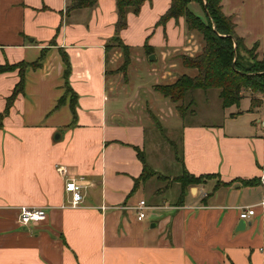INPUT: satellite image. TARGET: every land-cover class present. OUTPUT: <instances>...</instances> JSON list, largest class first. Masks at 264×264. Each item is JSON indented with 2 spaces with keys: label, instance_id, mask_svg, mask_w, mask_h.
Instances as JSON below:
<instances>
[{
  "label": "crops",
  "instance_id": "crops-1",
  "mask_svg": "<svg viewBox=\"0 0 264 264\" xmlns=\"http://www.w3.org/2000/svg\"><path fill=\"white\" fill-rule=\"evenodd\" d=\"M71 2L0 0V65L45 53L40 66L24 69L22 91L0 120V264H264L262 108L244 92L238 105L222 107L218 98L212 121L195 120L199 109L181 116L154 89L193 75L180 56L201 48L182 16L158 23L170 0L127 11L118 34L128 48L124 71L115 0L68 9ZM221 9L244 44L264 53V0H221ZM62 53L74 120L68 99L54 108L66 89ZM18 79V68L0 72V113ZM208 90L186 99L203 105ZM137 150L155 175L134 186ZM170 166L178 173L162 172ZM184 170L210 176L177 203L173 178ZM70 178L83 195L76 207L66 205ZM141 199L159 207L138 220L128 206ZM20 206L45 207L46 216L21 225ZM240 206L254 213L237 230Z\"/></svg>",
  "mask_w": 264,
  "mask_h": 264
},
{
  "label": "trees",
  "instance_id": "trees-1",
  "mask_svg": "<svg viewBox=\"0 0 264 264\" xmlns=\"http://www.w3.org/2000/svg\"><path fill=\"white\" fill-rule=\"evenodd\" d=\"M96 0H72L68 9L91 6ZM144 0H115L116 21L114 24L113 41L121 47L123 53V62L119 66L120 71H124L129 61L128 48L121 43L118 34L126 26V13L131 11L137 13L140 5ZM191 0H170L166 11L161 15L158 23H163L169 18L182 16L186 27L189 31H196L201 35L202 46L200 51L195 55H181L180 62L186 68L194 69L193 75L180 74L177 78L167 84H156L154 89L159 91L170 101L176 103V110L181 115L191 114L194 111L192 107L194 99L190 96L185 103L187 94L193 93L196 89L206 91L208 89H217V95L222 107L238 105L244 92L250 93L251 107L261 106L264 115V55L260 60H250L248 63L240 59V51L248 52L249 49H255L257 44L254 43L251 48L244 45L243 39L234 32V22L230 15L223 13L221 9V0H194L203 7L204 18L195 14L188 8ZM149 52L151 48L145 47ZM250 52V51H249ZM44 49L39 57L33 62H16L13 64H1L0 72L18 68L19 79L16 82L12 92L6 98L4 110L0 113V120L7 113L9 106L15 96L22 91L24 83V69L27 66L38 67L44 58ZM66 89L65 94L58 98L54 108L58 107L68 99L73 120L75 118V101L76 95L69 88L66 78L69 74V61L66 54L62 53ZM67 94L69 95L66 98ZM261 96L262 99H257ZM137 155L142 163V172L139 178L134 181V186L138 181H144L150 176L155 175L144 161L143 154L137 150ZM264 175V166H263ZM210 174H193L183 171L173 178L179 184V193L177 203H181L184 194L188 191L189 186L200 183ZM254 180L242 181L243 184H252Z\"/></svg>",
  "mask_w": 264,
  "mask_h": 264
},
{
  "label": "built area",
  "instance_id": "built-area-1",
  "mask_svg": "<svg viewBox=\"0 0 264 264\" xmlns=\"http://www.w3.org/2000/svg\"><path fill=\"white\" fill-rule=\"evenodd\" d=\"M56 169L62 173L63 167L57 166ZM64 189L70 194V198L67 202V206L76 207L82 202L83 195L80 192V184L75 178H70L64 181ZM201 197L206 195V192L200 191ZM264 205V200L260 202ZM135 211V217L141 220L146 217L147 209H156L159 206L147 204L144 200H139L135 205L128 206ZM200 207V206H199ZM241 210L239 212V217L246 219L254 213V208L252 207H239ZM46 216L45 207L40 206H20L18 208V221L21 225H27L31 222H37L43 220Z\"/></svg>",
  "mask_w": 264,
  "mask_h": 264
},
{
  "label": "rangeland",
  "instance_id": "rangeland-1",
  "mask_svg": "<svg viewBox=\"0 0 264 264\" xmlns=\"http://www.w3.org/2000/svg\"><path fill=\"white\" fill-rule=\"evenodd\" d=\"M188 8L194 12L195 14L199 15L201 18H204V11H203V7L202 5H200L199 3H197L196 1L194 0H191L189 3H188ZM234 29V32L235 34L237 35L236 31H235V26L233 27ZM199 34V33H198ZM200 35V34H199ZM239 36V35H237ZM240 37V36H239ZM200 38H201V35H200ZM242 38V37H241ZM245 45V44H244ZM201 46H202V39H201ZM247 48H251V46H247L245 45ZM201 49V48H200ZM200 51V50H199ZM250 51V52H249ZM264 53H262L260 50H258L257 48L255 49H249L248 52H243L242 50L240 51V59L242 60V62H244L245 64L248 63L249 61V58L250 60L254 59V60H260L262 57H263ZM194 69L192 71V74H194ZM208 94L209 96L205 97L204 100L202 101L203 102V105H201V102L200 100L198 99V101L196 102V105H193L192 107L193 108H196V109H199L198 113L197 112V115L194 116L193 118L195 120H204V121H212L215 117V106L216 104L219 102L218 101V97H217V89H209L208 91ZM68 94L66 96V98H68ZM262 99L261 96H258L257 99ZM188 102V99H185V103ZM261 107V106H260ZM213 112V113H212ZM167 130V129H166ZM170 131H166L165 134L168 136ZM56 133V132H55ZM54 133V134H55ZM156 165V164H155ZM175 165V164H174ZM177 166V165H176ZM176 166H173L171 168H166V169H163L162 172L167 174V175H170L173 173H178V168ZM170 180V178H169ZM170 190L169 192H171L172 190H174V187L175 185L171 182L170 183ZM177 187V186H176Z\"/></svg>",
  "mask_w": 264,
  "mask_h": 264
},
{
  "label": "water",
  "instance_id": "water-1",
  "mask_svg": "<svg viewBox=\"0 0 264 264\" xmlns=\"http://www.w3.org/2000/svg\"><path fill=\"white\" fill-rule=\"evenodd\" d=\"M148 59L151 60V59H154V56L153 54H149L148 55ZM59 137V133L56 132L55 134H53V139H57ZM247 224H249V222H247L245 219L241 218L237 225H236V229L237 230H242Z\"/></svg>",
  "mask_w": 264,
  "mask_h": 264
}]
</instances>
